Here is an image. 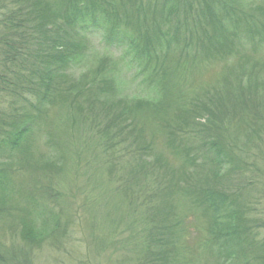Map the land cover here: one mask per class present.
<instances>
[{"label": "rangeland", "instance_id": "obj_1", "mask_svg": "<svg viewBox=\"0 0 264 264\" xmlns=\"http://www.w3.org/2000/svg\"><path fill=\"white\" fill-rule=\"evenodd\" d=\"M181 4L183 12L176 18L178 30L172 29L173 40L174 44L191 49L189 56L178 62L183 65L179 75L181 91L186 100L191 101L199 94L193 103L200 99L198 101L205 102L212 112L200 110L201 114L193 115L186 122L173 117L176 121H172L174 133L170 138L173 145L180 146L179 157L173 155L167 145H158L156 154L162 153L163 159L175 168H181L180 161H188L185 166L188 164L187 172L192 173L189 177L178 178L179 174L176 175L180 186L204 187L205 183H198L199 179L207 177L214 164L206 156L207 140L202 142L203 139H217V146L231 147L236 159L238 153V164L243 168L235 172L236 175L230 174L218 181L228 186V193L238 194L239 204L247 205L258 248L264 243V35L263 38L231 35L236 48L229 52L204 48L208 44L203 39L192 48V40L204 29L200 15L204 3L202 0H181ZM234 6L240 17L244 14L247 19L253 17L264 21V0H237ZM248 14L252 16L248 17ZM224 25L235 30L231 24ZM87 45L82 61L78 63L80 66L84 63V66L71 70L70 80L85 76L98 58L104 57L109 67L116 66L117 82L114 84L125 101L157 100L158 93L154 88L157 79L151 81L147 72L139 74L138 64L122 49L106 45L98 35L87 37ZM203 51H208L210 56L203 55ZM192 52L196 54L192 55ZM1 59L0 56V72L12 81L11 71L4 67ZM162 60L167 65L168 59ZM247 83L251 84L249 88H246ZM29 100L31 105L18 100L8 90L0 92V129L7 130L4 138L13 133L20 119L27 121L30 128L24 138L28 163L20 162L15 150L0 145V161H5L0 167L4 166L12 185L18 190L11 197L6 195V204L0 203V214L10 212L12 215L6 218L8 222H0V237L6 242L23 243L20 232L25 224L22 220L32 223V227H27L40 231L44 226L52 227L54 217L60 219L63 227V234L57 237L59 245L54 249L45 243L33 246L30 249L31 264H137L143 247H147L152 255L157 253L162 246L157 241L159 232L154 231L149 236L150 230L144 228L153 220L159 222L152 214L157 212L161 216L162 191L170 177L168 173L165 175L162 164L154 173L148 166L143 168L145 161L132 148L138 145L135 127L125 124L128 121L118 123V126L110 125L108 134L113 136L104 139L98 127L106 123L107 117L101 112L95 116L94 109L87 106L80 111L54 106L40 115L35 96ZM151 115L156 116L154 111H149L146 117L153 125L156 118L150 119ZM176 122L180 131L174 129ZM155 138L160 140L157 135ZM20 144L24 145L23 140ZM140 145H145L144 140ZM59 153L66 159L64 166ZM153 156L149 155L150 159ZM193 158L196 165L190 164ZM40 160H54V164L42 169L35 165L36 161L42 163ZM216 168L217 165L215 172ZM34 180H39L41 188L51 184L54 195H47L51 199L47 205L37 199L38 191L35 190L31 192V201L28 200L29 193L28 199L23 198V191L31 190L29 185ZM213 183L217 184V181ZM180 191L178 187L174 192L179 203L176 213L183 217L182 227L187 230L182 245L189 248L181 246L178 259L186 264L220 262L218 249V257H215L211 251L214 247L204 245L203 238L209 237L205 235L204 217L199 210L191 208L190 197L180 195ZM171 202L174 205L173 199ZM154 230L158 231V228L154 227ZM256 254L258 252L248 253L249 256Z\"/></svg>", "mask_w": 264, "mask_h": 264}, {"label": "trees", "instance_id": "obj_2", "mask_svg": "<svg viewBox=\"0 0 264 264\" xmlns=\"http://www.w3.org/2000/svg\"><path fill=\"white\" fill-rule=\"evenodd\" d=\"M202 1L204 5L200 15L204 29L199 37L192 40V48L196 43L201 44L203 39L208 44L204 48L229 52L236 48L231 35L237 38L239 35L263 38L264 21L254 19L252 14L247 15L250 19L245 18L244 14L240 17L234 10L237 0ZM179 12H183L181 0H0V56L4 67L10 69L13 77L12 81L7 80L0 72V92L5 93L8 90L18 100L30 105L29 99L35 96L40 115L54 106L75 108V111H80L85 106L93 108L95 116L101 112L107 117L106 123L98 127V132L103 134L104 139L113 136L108 134L110 125L118 126V123L128 121L125 124L130 123L131 127H135V143L138 145L132 148L134 152L140 153V159L145 161L143 168L148 166L150 172L154 173L155 168H160L162 164L165 175L168 173L170 177L166 189L162 191L161 216L157 212L152 214L159 218V222L153 220L144 228L146 231L150 230V233L147 232L149 236L154 231L159 232L157 241L162 246L153 255L147 247H143L142 257H138L137 264H186L178 259L180 247L189 248L185 244L182 245L183 235L187 230L182 227L183 217L176 213L179 203L174 197V192L178 187L181 189L180 195L190 197L191 208L199 210V214L204 217L205 235H209L203 238L204 245L216 248V253L214 248L211 250L215 257H218V249L221 258L220 262L214 264H264V243L258 248L255 246L257 238L253 231L252 218L246 211L247 205L239 204L238 194L228 193V186L218 181L221 178L226 179L230 174L236 175L235 172L243 168L238 164L240 155L237 153L236 159V153L231 147L225 144L217 146V139H203L202 142L207 140L206 156L214 167L217 165L216 172L212 167L207 177L199 179L198 183H205L204 187H183L177 182L176 175L179 174L178 178L191 175L192 172H187L189 165L185 166L188 161H180L181 168H175L167 159H163L162 153L156 154L158 145H167L172 150L171 153L179 157L180 146L173 145L170 138L174 133L171 128L172 121H176L173 117H176L177 121L186 122L193 115L201 114L200 110L212 112L207 109L205 102L198 101L200 99L193 103L199 94L191 101L186 100L181 91L179 75L183 65L178 62L182 57L186 59L191 49L174 44L173 31L178 30L176 18H179ZM224 23L231 24L235 30H231ZM90 35H98L106 45L122 49L138 64L139 74L144 75L147 72L151 81L157 79L154 85L157 90L155 92L158 93L157 100L152 98L125 101L115 86L116 66L109 67L104 57H99L98 62L88 69L85 76L70 80L71 70L84 66V63L81 66L79 64L82 61L81 56L88 48L87 37ZM228 43H231V46H228ZM195 54L192 52V55ZM204 54L210 56L208 51H203ZM164 57L168 59L167 65L162 60ZM240 84L242 85L241 82ZM250 86L251 84L247 83L246 88ZM95 102L97 105L93 107ZM149 111H154L156 115L150 116V119L156 118L153 125L146 117ZM17 123L18 126L7 138L3 136L7 130L0 129V145L3 144L5 149L15 150L19 154L20 162L28 163L24 138L30 128L28 122L23 119ZM174 129L180 131L177 122ZM156 135L162 142L155 138ZM21 140L24 145L20 144ZM143 140L145 145L141 146ZM59 155L63 166L66 165L63 154ZM149 155L153 157L150 159ZM161 159L164 161L160 162ZM40 161L42 163L36 161L35 165L42 169L45 165L54 164V160ZM4 162L0 161V164ZM190 164L196 165L195 158ZM108 165L110 168V163ZM213 181H217V184ZM49 185L41 188L39 180H34L29 185L32 191L24 190L23 198L28 199L29 193L31 197L28 200L31 201V192L35 190L38 191L37 199L47 205L51 200L47 195H54L53 188ZM0 190L2 204H6V195L11 197L18 192L4 166L0 167ZM171 199L175 202L174 205ZM9 216H12L10 212L0 214V222H8L6 218ZM52 220V227L47 229L44 226L40 231L29 228L32 223L22 220L25 227L20 232L23 240L20 244L6 242L0 237V264H31L30 249L33 246L45 243L49 248L57 247V237L63 234V227L60 219L52 217ZM132 223L135 224V221ZM154 227L158 228V231L154 230ZM140 237L143 238L142 235ZM249 252L258 254L249 256Z\"/></svg>", "mask_w": 264, "mask_h": 264}]
</instances>
